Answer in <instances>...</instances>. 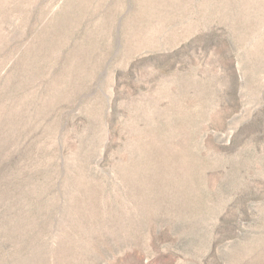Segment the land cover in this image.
<instances>
[{
  "label": "rangeland",
  "instance_id": "rangeland-1",
  "mask_svg": "<svg viewBox=\"0 0 264 264\" xmlns=\"http://www.w3.org/2000/svg\"><path fill=\"white\" fill-rule=\"evenodd\" d=\"M0 264H264V0H0Z\"/></svg>",
  "mask_w": 264,
  "mask_h": 264
}]
</instances>
